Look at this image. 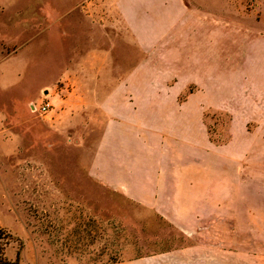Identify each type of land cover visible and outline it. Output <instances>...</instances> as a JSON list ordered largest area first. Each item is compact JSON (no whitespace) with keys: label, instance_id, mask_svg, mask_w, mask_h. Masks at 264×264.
<instances>
[{"label":"rangeland","instance_id":"obj_1","mask_svg":"<svg viewBox=\"0 0 264 264\" xmlns=\"http://www.w3.org/2000/svg\"><path fill=\"white\" fill-rule=\"evenodd\" d=\"M259 4L263 10L264 0L134 1L135 15L155 20L167 12L197 30L193 37L177 38L179 25L173 24L167 39L145 40L150 52L140 54L134 40L125 57L113 28L121 25L126 8L113 0H0V226L23 224L21 237L8 231L19 248L28 242L35 254L29 264H104L143 256L151 264L162 258L166 264H206L205 234L191 230L188 200H182L183 213L157 214L89 175L103 121L98 101L124 79L131 58L136 64L144 57L156 67L165 58L157 51L176 46L188 50L171 65L176 85H182L179 95L203 91L188 80L204 74L207 15L235 17L238 7L255 16L254 10L262 13ZM84 15L102 22L84 24L79 19ZM194 49L197 56L189 54ZM166 73L135 72L129 88L134 96L157 93L151 84L159 85ZM43 98L51 102L47 111L30 109ZM227 118L208 112L215 139ZM230 218L229 264H264V240L254 251L249 228L263 224L264 215L255 222L248 215ZM239 225L246 231H238ZM259 233L264 238V230ZM237 236L247 238L246 247L236 246ZM253 252L260 254L255 258Z\"/></svg>","mask_w":264,"mask_h":264},{"label":"crops","instance_id":"obj_2","mask_svg":"<svg viewBox=\"0 0 264 264\" xmlns=\"http://www.w3.org/2000/svg\"><path fill=\"white\" fill-rule=\"evenodd\" d=\"M113 1L126 8L118 21L121 25L113 28L116 38L122 39L125 57L130 52L128 44L132 45L134 40L140 54L150 52L151 45L145 40L167 39L173 24L179 25L177 38L196 35L195 26L193 30L183 18H174L167 12L155 20L135 15L130 5L140 0ZM258 7L261 9V4ZM237 11L235 17L227 12L206 17L204 74L188 80L197 81L203 91L179 95L182 85H176L171 65L181 61L186 49L177 46L160 49L157 52L165 58L156 67L144 57L136 64L131 58L130 64L123 68L128 71L124 79L98 101L102 129L87 164L93 180L157 214L183 213L182 200H188L191 230L205 234L206 264H229L231 215L242 216L243 220L248 215L253 222L256 216L264 215V9L262 13L254 10L255 16L246 15L243 8L237 7ZM79 19L84 24L102 22L91 15ZM194 51L189 54L197 56ZM114 64L110 63V69ZM154 68L167 72L158 80L159 85L151 84L152 88H159L153 92H158L134 96L128 77L134 79L135 72ZM139 81L145 84V79ZM209 111L228 117L216 132V139L207 121ZM260 226L253 223L249 227L254 251L264 240L258 239L264 221ZM23 229L21 222L15 228L7 226L19 237ZM238 231L244 232L246 228L239 225ZM16 243L17 239L5 247V256L13 260L19 249L18 264H29L35 254L28 242L24 241L21 248ZM246 244L247 238L237 236L238 248ZM257 254L252 255L257 258ZM157 261L152 263L166 264V258ZM104 264H151V261L143 256Z\"/></svg>","mask_w":264,"mask_h":264},{"label":"trees","instance_id":"obj_3","mask_svg":"<svg viewBox=\"0 0 264 264\" xmlns=\"http://www.w3.org/2000/svg\"><path fill=\"white\" fill-rule=\"evenodd\" d=\"M12 234L5 228L0 226V264H18L20 250H17L16 257L13 260L5 256V247L10 243Z\"/></svg>","mask_w":264,"mask_h":264},{"label":"built area","instance_id":"obj_4","mask_svg":"<svg viewBox=\"0 0 264 264\" xmlns=\"http://www.w3.org/2000/svg\"><path fill=\"white\" fill-rule=\"evenodd\" d=\"M50 101L47 98H43L39 103L31 102L30 109L45 112L50 108Z\"/></svg>","mask_w":264,"mask_h":264}]
</instances>
